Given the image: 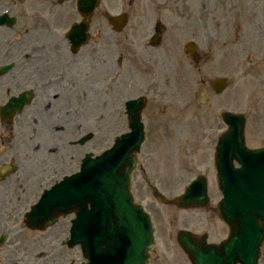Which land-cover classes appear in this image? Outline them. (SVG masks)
I'll return each mask as SVG.
<instances>
[{
  "label": "rangeland",
  "instance_id": "1",
  "mask_svg": "<svg viewBox=\"0 0 264 264\" xmlns=\"http://www.w3.org/2000/svg\"><path fill=\"white\" fill-rule=\"evenodd\" d=\"M10 8L12 14L16 13L17 23L0 31V65L18 60L19 55L5 45L10 36L8 45L24 37L30 39L37 46L34 57L51 54L68 61L69 49L61 39L45 41V31L31 26L37 18L41 19V28L64 27L65 21L19 4ZM104 11L111 16L127 14L123 31H112ZM156 24L165 27V32L159 45L152 48L148 40ZM42 40L45 45H41ZM90 40L77 53V63L70 65L78 66V86L85 96L73 97L71 106L67 105V97L58 113L62 116V111L68 110L70 117L73 109L78 114L75 122L79 120L80 130L71 127L68 136H63L59 129L53 139L60 136L67 141L84 133L93 138L80 147L64 144L50 168L57 174H69L79 168L84 153L99 154L112 146L115 137L129 130L124 102L144 96V141L138 155L140 167L132 175L131 192L151 218L154 246L150 264H190L176 242L179 231L207 233L209 242H219L227 234L215 212L221 194L216 186L213 155L217 137L226 129L220 114L242 113L246 118V145H264V67L258 70L254 65L259 61L262 64L260 57L264 55V0H101L90 25ZM186 43L194 45L198 61L188 57ZM222 78L227 80L226 89L213 92L210 83ZM19 84L13 89L15 94L24 87ZM36 108L31 106L15 118L13 132L0 129V165L13 162L17 168H27V124L35 129L42 127L43 119L33 111ZM9 142L18 151L12 157L5 155ZM198 175L205 176L208 182L209 204L205 208L159 204L151 195L155 187L172 200ZM29 185L28 182L26 186ZM4 188L5 184L0 183V192ZM38 192H32L22 204L16 202L21 197L18 191L9 193L7 201L0 203V233L6 229L12 232V238L18 232L22 236L21 214ZM68 227L67 219H62L44 232V259L35 256L39 244L28 237L26 241L21 239L23 246L15 245V239H7L0 248V262L68 264L66 258L70 257L74 264H81L78 248L67 250L60 245ZM259 264H264V244Z\"/></svg>",
  "mask_w": 264,
  "mask_h": 264
},
{
  "label": "water",
  "instance_id": "2",
  "mask_svg": "<svg viewBox=\"0 0 264 264\" xmlns=\"http://www.w3.org/2000/svg\"><path fill=\"white\" fill-rule=\"evenodd\" d=\"M97 0H90L94 8ZM120 24L121 18L111 19ZM79 27H87L83 22ZM81 31V29L79 30ZM224 86L217 81L212 87L218 91ZM18 106L14 102L9 108ZM130 133L116 138L113 147L102 155L82 160L81 171L67 178L48 192L43 211H50L51 195L62 193L64 201H70L63 211L79 209L76 233L87 231L85 219L95 226L94 237L87 234L76 239L81 244L87 264H147V250L152 246V233L148 217L140 206L134 205L129 193L131 171L136 167L132 154L137 152L143 139L139 113L143 107L141 99L125 104ZM227 124L226 132L219 136L214 156L218 187L223 199L218 206V214L229 230L228 239L219 247L205 243V236L197 239L186 232L178 234V243L188 254L192 264H257L258 248L264 239V149L247 150L244 146V120L230 113L222 114ZM233 161L240 168L233 167ZM159 202L164 198L152 190ZM207 201L206 183L198 177L176 199L181 207L203 206ZM90 205V210L83 207ZM40 211V209H39ZM39 213L29 217V224L38 219ZM87 221V223H89Z\"/></svg>",
  "mask_w": 264,
  "mask_h": 264
},
{
  "label": "flooded vegetation",
  "instance_id": "3",
  "mask_svg": "<svg viewBox=\"0 0 264 264\" xmlns=\"http://www.w3.org/2000/svg\"><path fill=\"white\" fill-rule=\"evenodd\" d=\"M17 4L28 10L40 9L42 10L40 13H46L49 16L57 15V21H61L65 15H74L77 13L76 0H0V11H2L1 13L9 11L11 6H15ZM31 26H37L33 27L35 29L39 27L38 30L40 32L43 30L45 31V35L43 36L45 41H52L55 38L61 39L62 43L68 47L65 32L69 27L58 26L41 28L40 23ZM11 28L13 27H0V31ZM11 39L12 36L7 37L5 45L7 46V49L13 50L19 56L16 57L18 60L8 62L12 64V69L7 73L0 75V107L6 104L11 97H17L18 95H30L29 103L22 107L20 114L31 106H37V108L33 111L37 116L43 119L41 124L42 127L39 129H35L31 123L27 124L26 141L28 142L30 156L34 153V148L38 149L41 153H45V149L47 148V154H55L58 150L63 149L64 143L60 136H56L57 140L54 141V133H56L59 129L60 130L58 132H60V134H63L65 129L69 132V129L74 126H77L79 129V120L75 122L78 117V115L75 114V111L72 112L71 116L66 120L63 116H60V114L58 115L59 111L63 107V101L69 97L70 101H67V105L71 106L73 97L78 95L79 86L77 77L79 74L75 73L78 66L75 68L70 67V65L77 63V55L69 52L70 58L66 62L60 61L59 57L51 54L34 57L37 46L32 45L30 39H26L24 37V39H21L12 45H8V42L11 41ZM44 40L41 41V45L46 44ZM242 45L248 44L243 43ZM39 48L42 51V47L40 46ZM14 69H17V72L13 71ZM20 82L24 87L15 94L13 89L15 87L19 88ZM90 87L92 88V86ZM60 98L62 99L60 100ZM20 114L14 116L6 115L3 120L0 117V129H6L8 133L13 132L15 128L12 126L13 122ZM74 122L75 124L72 126L69 124ZM50 126L55 128V131L49 134L48 129ZM106 135L107 132L105 130L103 135L104 138H106ZM47 138L49 140H47ZM91 138L92 136H89V139ZM69 140H74V137H70ZM9 146V151L6 152L5 155H10L12 157L13 154H18V151L15 150V147L11 142H9ZM47 159L40 166V168L37 167L34 170L28 168V165L34 167L32 164H28L30 162V160H28L27 168H17L15 166L9 170V173L2 177L0 176V183L5 184V188L0 192V203L6 202L9 197V193L12 191H18L21 194V197L16 199L18 204L26 203L32 192L39 191L37 195L31 199V203L27 207V209H29L32 204L37 201L39 195L44 189L63 177V174H57L54 168H47ZM28 170L30 172H28ZM28 182L30 185L26 186ZM25 213L26 210L21 214L22 229L24 230L22 232V236L18 232L13 235L12 238V232L5 229L7 231V236H4L5 242L7 239L9 241H13L15 239V245L23 246L24 243L21 239L26 241L29 237L32 240H35V243L39 244V251L35 256L40 259L43 257L42 259H44V257H47V254L43 253V246L46 247V244L41 242V240H46L44 232L47 228H44L43 230H29L23 223ZM72 218L73 215L59 217L55 225L62 219H67V223L70 226ZM68 228L66 229L64 238L68 235ZM5 242L4 244H6ZM0 259H3V256H0ZM66 261L68 264H74V261L70 257L66 258ZM0 264L3 263L0 262Z\"/></svg>",
  "mask_w": 264,
  "mask_h": 264
},
{
  "label": "bare ground",
  "instance_id": "4",
  "mask_svg": "<svg viewBox=\"0 0 264 264\" xmlns=\"http://www.w3.org/2000/svg\"><path fill=\"white\" fill-rule=\"evenodd\" d=\"M53 131H55V128L50 126L49 129H48L49 134L52 133ZM37 151H38V149L34 148V153L31 154V156L28 158V160H30V162L28 164H32L34 166L40 167L45 162V160L47 158L54 157V155L50 156L49 154H47V148L45 149V153H41L40 151H38V152ZM28 168L34 170L37 167H33L31 165H28ZM28 172H30V171L28 170Z\"/></svg>",
  "mask_w": 264,
  "mask_h": 264
}]
</instances>
